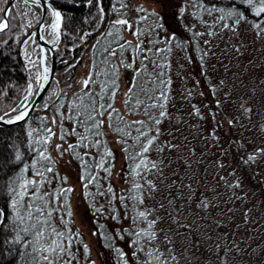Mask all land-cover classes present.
I'll return each mask as SVG.
<instances>
[{
    "label": "rangeland",
    "instance_id": "1",
    "mask_svg": "<svg viewBox=\"0 0 264 264\" xmlns=\"http://www.w3.org/2000/svg\"><path fill=\"white\" fill-rule=\"evenodd\" d=\"M123 3H127V8L142 5L151 14L150 27L146 26L145 29L144 25L138 29L134 14L131 15V28L126 26L124 31L125 41L135 46L141 43L143 48V44H148L151 38L155 41L164 40L171 33L177 35L179 45L192 41L190 50L170 46L171 55L166 56L168 74L175 94L186 98L189 92L195 95L190 99L191 102L186 98L183 100L184 103L188 102L184 109L192 105L205 113V118L200 120L203 122L202 127H193V120L185 116V123L189 124L187 129L179 126L175 130L166 128L165 133L162 131L160 144H165L166 149L177 144L185 135L189 142L188 145L178 143V148L167 152L173 157L170 166L163 164L166 163L165 157L161 159L162 163L157 164L154 175L145 176V183L151 181L154 188L165 187L166 192L161 195L162 199H157L159 204L155 213H158L154 217L158 220H155L157 222L154 225L156 239L151 243L144 239L138 247L143 248L138 258L148 264L152 259L148 252L155 251L160 256V264H264V151H258L264 150V29L258 34L255 27L257 19L254 18L247 22L242 20L239 24L226 19L223 23L231 24L235 30L224 29L222 22L217 19L220 14H210L208 9L201 10L196 0H124ZM36 14L39 21L40 14ZM163 20L169 29L164 27ZM49 21L50 18H47L45 24L48 25ZM260 23H264V20ZM51 31L48 28L47 36L52 42L54 35H51ZM136 32L140 35L133 34ZM210 32L215 34L209 35ZM33 40H36L35 36ZM19 50L27 68V87L32 84L34 89L35 78L38 73L42 75V71L33 67L34 63L30 61L36 63L39 58L35 50L29 51L23 46ZM198 53L203 57L201 63L197 60ZM90 56V52L84 53L79 65L73 70L69 79L72 91L83 88L81 82L88 78L90 72ZM201 69L205 80L199 89L196 78ZM130 79L128 75L121 77V87L115 98V107L126 118L129 117L124 105ZM37 91L38 88L35 94ZM48 117L50 122L57 120L56 113ZM175 120L176 123L182 121L180 117ZM229 121H232L231 125ZM63 122L64 119L61 124H50V129L55 133L51 149L55 172L53 175L45 172V182L38 183L37 196H43L38 205H48L46 211H53V226L72 237L74 231L65 224L67 215L62 207L66 203L69 205L74 226L82 235L80 244L78 239L72 237L70 251L75 257L73 264H114L112 256L103 253L97 235L103 222L113 223L102 212L91 208L85 200L79 165L66 153L68 144L72 143L71 138H68L70 134L66 135L67 143L59 140L60 126L63 131H67V128L68 131L72 130L71 126ZM106 138L110 149L115 150L117 156L111 180L125 193L131 186L124 183V180L129 179V171L124 169L123 147L118 137L110 132H107ZM57 144L64 149L62 153L57 151ZM249 156L255 159L249 161ZM155 157L156 152L151 149L148 158L155 162ZM46 167L35 165L31 172L43 171ZM199 172L207 177L199 187L202 196H208L206 207L201 206L202 211L205 208L203 215L193 213L189 203L193 182ZM32 173L28 179L39 181L40 178ZM59 186L61 193L68 188L74 191L58 202L52 196L56 197L55 190ZM138 202L141 203L138 200L134 205L125 202L124 206L130 212L127 216L131 221L135 220L137 230L148 229L150 222L144 220L143 223L138 215L137 211L142 208ZM166 205L176 215L178 222L174 221L175 225L166 218L168 213L165 211H169ZM127 226L123 220L119 227L115 225L113 228L120 233ZM86 245L89 256L85 251ZM184 252L187 257L183 260Z\"/></svg>",
    "mask_w": 264,
    "mask_h": 264
},
{
    "label": "trees",
    "instance_id": "2",
    "mask_svg": "<svg viewBox=\"0 0 264 264\" xmlns=\"http://www.w3.org/2000/svg\"><path fill=\"white\" fill-rule=\"evenodd\" d=\"M48 1L51 3L53 8L62 13L63 18L62 26L59 30L61 34L59 37L55 36L54 40L52 41L53 45L56 46L54 50L56 69L48 92L39 102L27 120L17 125L0 127V209L5 211L8 210L7 190L4 189L3 186L10 179L14 178L18 174H21V170L25 167V165H28L32 170V163L35 159H37L38 151L44 150L45 156L50 157V160L42 161L36 165L39 167H44L45 165L52 167L53 172L50 173L52 175L55 172V163L53 161L51 151L53 137L55 135L52 136L51 143L48 145L36 143L37 140L48 135V133L43 130L45 123L47 128H50L52 125L48 116H51L52 113H56L59 124H61L62 120L64 119L63 123L66 124V126H71L73 128L75 126L74 121H70L67 118V109L61 108L60 104L63 103L67 105L69 102L73 101L78 103V101H76V97L85 91L89 93H95L98 97L103 96L104 99L100 100V103L104 104L105 107L111 104L115 112L113 114L112 121H109L106 116L103 117L105 120V126L103 128L104 134L102 136H89V143L96 139L100 140L99 147H92L89 156H84V153L89 151L86 148H76L74 152L66 149V153H68L70 157L73 158V161L79 165L80 177L83 174L88 178H95V183L89 184L87 189L84 188L81 182L84 190L85 200L88 205L95 209L98 213L102 212V214H104L105 217L113 223L110 224L108 222H103L99 228V231L97 232V235H99L98 238L102 244L103 253H107L108 256H112V261L114 264H144V261L141 260V262L138 258V247L144 242V238L135 235V233L140 232L141 230L136 229L135 220L131 221L130 218H128L127 215L130 212L127 211L124 205L125 202H127V204L134 205L136 204L137 200L142 201V203L138 202L141 204L140 206H142V208L137 212L139 215L140 212H144L145 210L146 218H141V220H143V223L144 220L148 222L155 221L157 220L154 218L155 214L158 213H155V211L158 209L159 204L157 199L161 198V195L166 192V188L159 187L157 189L154 188L150 190L149 184L144 182V180H146V174L154 175V169L151 171H144V169L141 168L140 175H136L133 172L136 163L139 161L127 160L126 157L138 150L139 146L133 144V138L137 135L135 128H128V125L132 124L133 121L143 120L151 127L152 131L149 132V137H155V143L151 146V149L156 152L155 162L157 164L162 163L161 161L166 157V163L163 164L165 166H170V162L173 157L167 152L171 151L172 148L175 149L177 146H179L178 143L181 145H188L187 143L189 140H186V135L181 137L177 144H172L168 149H166L165 144H160V138L162 136V131L165 133L166 128L175 130V128L183 126L185 129H187L189 124L185 123V116H190V120H193L191 121L193 127H202L203 125V122L200 120L205 118V113L200 111L201 109L197 106L192 107V105L190 108H188L189 110L184 109L186 104L188 106V102L186 101L184 103L183 101L186 97H181L180 95L174 93L172 89L173 83L171 84V79L168 74V62L166 60V56L171 55L169 51L171 45L177 46L181 50H190L189 47H193V43L190 41L188 44L185 41L184 44L179 45L177 39L178 37L177 35H173V33H171V35L164 40L161 39L155 41L150 37L151 41L148 42V44L144 43L143 49H150L151 51H148L147 53H141L135 50L134 43H126L127 41L124 39V31L126 26L120 28L119 33H117V28L120 26L114 27V19L125 18L131 21L130 17L132 14H134L138 29L143 25L145 29L146 26L150 27V13L147 15V18H144L143 15L138 14L134 10L135 7L122 8L121 4L124 0H102V7L105 12L104 15H100L98 6L96 4L89 6L87 0ZM0 2V8H6L7 4L3 3V0H0ZM196 3L200 4V9L203 11L208 9V11L211 13H219L220 15V11L211 10H220L232 7V0H199V2L196 0ZM239 7L245 12L247 21H250L251 18H254L253 20L257 19L247 9H245L243 5H239ZM2 15L3 14L0 13V16ZM138 15L141 16L139 21L137 19ZM9 18L11 19L12 29L4 33L2 38H0V115H3L4 111H10L13 107L20 104L28 91V80L26 78L27 74L25 72L27 68L24 66V58H22V54H20V47L23 46L27 50L29 49V51H36L35 54H37L38 58L40 57L38 42L33 40L32 36L28 39L29 42L27 44L23 43L25 36L38 21V15L36 12L25 3L21 2L20 0H16L10 8ZM29 21H31L32 26L25 27ZM163 25L169 29L167 23L164 20ZM109 32L113 33V35H108ZM186 38L188 39V37ZM120 45H124L123 52L119 53L115 57H109L106 49H119ZM140 45L142 47L141 43ZM87 52H90L91 55L89 74H92L91 78L93 82L89 85L88 89L82 88L78 91H72L69 88V79L72 77L71 74L73 73V70L77 65H79L83 54ZM144 55H147L149 59L145 60ZM196 56L198 57V59H196L200 63L203 62V57L200 53H198ZM121 59H123L124 64H121ZM109 65L117 70L116 75L119 77V88L116 91V95L118 94L121 87L122 76L128 75L131 77L129 87L135 85L134 90L130 94L127 93L126 100H129L131 107L124 105L129 118L124 117L121 111L115 107L116 95L111 96L104 90L105 82L108 81L111 83L109 78L105 75V72L109 69ZM124 65H128V67H125ZM33 67L41 70L40 59H37L36 63L34 62ZM137 69L141 70L139 74L136 72ZM29 71L32 75V70L29 69ZM196 80L198 84L197 87L199 86L198 88L201 89V85H203L205 80L202 69L198 72ZM36 90L37 88L35 87L34 91L36 92ZM161 92L166 93V100H156L155 102L163 104V107L149 109L148 111L151 115H146L144 107H138L136 105L137 99L140 100L143 105H149L153 103L154 101L149 99V97H159ZM34 95L28 97L27 103H31ZM194 96L195 95H193V93L189 92L186 100L191 102L192 100L190 99H192ZM45 105H47V107H45ZM159 111H165L166 116L160 118L158 115ZM14 115L15 113H13V116ZM61 116L63 117L59 119ZM179 117L182 119V121H180V123H176L175 119H178ZM154 119H161V123L156 125L153 122ZM109 123H112L114 127H108ZM120 129H123L125 132L130 131L132 134L131 137L122 135L120 131H118ZM144 130L146 132L149 131L148 127H145ZM83 131L84 129L82 127L77 128L78 134L83 133ZM69 132L71 131H68V128L67 131H63L60 126L58 134L60 142L67 143L66 135L63 141L60 139V135ZM107 132H110V134L118 137L119 142L123 147L122 150L125 147L128 149L127 152L123 150L125 155L124 169L129 171V179L127 178V180H124V183L130 185L131 187H128V190L125 193L124 191L118 189L111 180V175L113 174L114 170V162L117 156L115 150L110 149L106 138ZM29 133H32V135H29ZM68 138H71V144H77L78 138L76 135H70ZM194 150L197 149L194 148ZM107 151H110L112 155H105ZM17 154L21 156L20 161L15 160V156ZM78 154L82 157V160L75 158ZM148 154L149 152L145 154L146 159L151 162L148 158ZM83 164H87L88 167L84 168ZM98 164L102 166L97 167ZM105 169H107V171ZM31 173V171L23 172V178L28 179ZM177 173L180 175L179 170ZM206 178L207 177H203L202 173L200 172L195 176V181L193 182L194 187L192 188L189 201V203L192 205L193 213H199L202 215L205 214V208L202 211L201 206L206 207L208 196H202V194L199 192V187ZM137 184L142 186L140 190L135 189L134 185ZM60 189L61 188L59 186V188L55 190L56 197L61 193ZM144 195L146 197H144ZM59 196L61 199L64 195L60 194ZM134 196L137 198L140 196L143 197L142 199L134 200L132 199ZM52 197L54 198V201L59 202V200H57L54 195ZM38 201L36 202L37 207L39 206ZM65 205L66 207H62L66 212L67 219H62H64V222L68 228L74 231V236L72 237L78 239L80 244L82 241V235L80 234L79 229L74 226L72 214L70 216L68 215L70 212L69 205L67 203ZM167 209H169V211H165V213H168L166 218L168 221H172L173 225H175L174 221H177L176 215L173 214L174 212H172L168 205H166V210ZM114 217L117 218L114 219ZM130 217L132 218L133 216ZM123 220L126 221L128 226L123 228L122 232L119 233L118 231L114 230V228L115 225L119 227V224H121ZM154 225L151 230L157 232L154 229ZM5 236L11 238L9 232L0 230V242L3 241ZM27 239H31V236L27 237ZM136 240L140 241L139 245L135 248L131 247V243ZM146 242L148 241L146 240ZM116 249H120L123 253H125L123 260L120 259ZM26 251L31 252V249H25L23 245L12 246L0 243V264H26V261L30 258L20 255V253ZM134 252L136 253L135 256L133 255ZM87 253L89 256V250ZM190 256L191 255H189V257ZM186 257V253L184 252L182 256L183 260ZM85 264L94 263L90 262Z\"/></svg>",
    "mask_w": 264,
    "mask_h": 264
},
{
    "label": "snow or ice",
    "instance_id": "3",
    "mask_svg": "<svg viewBox=\"0 0 264 264\" xmlns=\"http://www.w3.org/2000/svg\"><path fill=\"white\" fill-rule=\"evenodd\" d=\"M199 2V0H197ZM3 3L8 4L9 0H3ZM23 3L26 5L29 3V0H23ZM31 3L39 5L41 0H31ZM89 6L96 4L98 6V11L100 15H104V9L102 7V0H87ZM239 5H243L245 9H247L252 15L257 18V23L255 27L258 30V34L260 33L261 29H264V23H260L261 20H264V0H232V7L226 9H212L211 11H220L221 15L218 16V20L222 22V28L224 29H232V25L229 23H223L224 20H231L235 24H239L240 21L247 22V16L245 12L239 7ZM122 8H127V3L121 4ZM138 14H143L144 18H147V10L141 5L137 6L134 9ZM50 12L51 16L55 19L51 22V35H55L59 37L61 32L59 31L62 26L63 18L62 13L57 11L55 8L49 7L47 9ZM183 11V9H182ZM0 13L3 15L0 16V38L2 35L12 29V23L10 17V9L9 8H0ZM211 14V12H210ZM138 21L141 19V16L138 15ZM31 21L25 27H31ZM120 26L117 28V33H119L120 28L127 26L129 29L131 25L128 19L120 18L115 21L114 27ZM45 27L44 24H41V29ZM136 36H139L140 33L136 32L133 33ZM209 35H213L215 33H208ZM108 35H113V33L109 32ZM35 34H32L34 38ZM40 40H45V36L40 35ZM25 44L29 42L28 39L23 41ZM130 44L131 42H126ZM124 50V45H120L119 49L115 48H108L106 52L109 57H115L119 53H122ZM135 50L141 53H147L151 51L150 49H143L140 44L135 46ZM43 51V49H41ZM144 59L147 60L149 57L144 55ZM31 63H34L30 61ZM107 62V58H106ZM143 62V61H142ZM43 63V61H41ZM121 64H124L123 59H121ZM128 67V65H124ZM74 67V66H73ZM48 69L44 68L43 75L37 74L35 78V85L36 88L43 89L45 86V82L48 80L47 76ZM116 69L112 68L109 65L108 71L105 72V75L109 78L108 81L105 82L104 90L110 94L111 96L116 95V91L119 88V77L116 75ZM141 70L137 69L136 72L139 74ZM91 73L89 74L88 78H85L81 83L84 89H88L89 85L93 82L91 78ZM135 85L129 87L128 93L130 94L134 90ZM35 91L33 89V85L29 84L28 91L24 96V99L18 104L17 106L13 107L10 111H4L3 115H0V123H7L13 124L18 121H26L29 115V107L31 105L28 102V97L34 95ZM103 96H97L95 93H89L87 91L83 92L81 95L76 97V101L69 102L67 105L61 103V108L67 109V118L70 121H74L75 126L72 128L70 133H63L60 135V139L63 141L65 139V135H76L78 138L77 144H68L67 150L75 151L76 148H86L89 151L84 153V156L90 155V150L92 147H99L100 140L96 139L91 143L88 142L89 136L99 137L102 136L103 128L105 126V120L103 117H107L109 121L113 120V114L115 112L114 108L111 104L105 107L104 104L100 103V100H103ZM154 102L149 105H143L140 100H136V105L138 107H144L145 114L151 115L149 113V109H157L162 108L163 104L156 103V100H166V93L161 92L159 97H149ZM125 105L131 107L129 100H125ZM55 106V105H53ZM47 107V105H45ZM245 111H250V109H245ZM13 113L15 115L13 116ZM160 118L166 116L165 111H159L158 113ZM53 124H57L58 121L53 119L51 121ZM153 122L156 125L161 123V119H154ZM230 125L232 121L228 122ZM82 127L84 129L83 133L78 134L77 128ZM108 127H114L112 123H109ZM148 127L149 131L146 132L144 129ZM128 128H135L137 135L133 138V144L138 145V150L134 151L131 155L127 156V160H138L139 162L136 163L133 172L136 175H140V169L143 168L144 171H151L152 169L157 168L156 162H149L146 159V155L151 146L155 143V137H149V132L152 131L151 127L146 124L145 121H133L132 124L128 125ZM48 135L42 139L36 141L38 144L48 145L51 143V138L55 133L52 132L50 128H47L46 123L43 129ZM122 135H127L131 137V132H125L123 129L118 130ZM158 134V133H157ZM32 135V133H29ZM56 149L58 152H63L64 149L61 148L60 144L56 145ZM125 152L128 149L125 147L123 149ZM264 151V150H258ZM107 156H111L112 153L107 151L105 153ZM76 159H81L82 157L78 154ZM249 161L255 159L254 156H249ZM16 161L21 160V156L17 154L15 156ZM50 157L45 156V151L40 150L37 153V159H35L32 163V167H35L36 164L41 163L42 161H49ZM150 165V167H149ZM102 165H97V167H101ZM84 168H87V164H83ZM107 171V169H105ZM25 171H31L28 165L21 170V174H18L14 178L10 179L3 188L7 190L8 195V210L5 211L0 209V230L9 232L11 238L5 236L3 241L0 243L8 244L12 246L16 245H23L25 249H31V252H22L20 255L27 256L30 259L26 261V264H73V260L75 259L74 255L71 253V245H72V237L66 235L65 232L57 229L53 226V211H46L48 205H41L39 207L36 206V202L38 200H43V196H37L36 193L38 192V183L45 182V172L52 173V167H46L41 170H37L32 173L33 176L39 177L40 180H33V179H24L22 173ZM81 182L85 189H87L89 184L95 183V178H88L85 175H81L80 177ZM149 189L152 190L154 185H152L151 181H148ZM238 186V185H237ZM135 189L140 190L142 188L141 185H134ZM111 190V189H109ZM74 189L68 188L62 190V195L67 197L68 193L73 192ZM57 200L60 199V196L56 197ZM132 199H137V197H132ZM142 203V201H141ZM66 207V205H62ZM68 215L70 216L71 213L69 212ZM140 218H146L145 212L139 213ZM117 217H114L116 219ZM10 222V224H9ZM63 223V221H62ZM155 221H151L148 225V229H142L140 232L135 233L138 237L146 239L149 243H151L154 239H156V234L151 229ZM95 234V233H94ZM31 236V239H27V237ZM140 241L136 240L131 243V247H137ZM139 251H143V248H138ZM85 251L87 252V245L85 246ZM237 251L239 249L237 248ZM117 254L119 255L120 259L123 260L125 253H123L120 249H116ZM65 255L67 258L65 259ZM133 255L135 256L136 253L134 252ZM148 256L152 257L148 261V264H160V256L156 255L154 252L149 251Z\"/></svg>",
    "mask_w": 264,
    "mask_h": 264
},
{
    "label": "water",
    "instance_id": "4",
    "mask_svg": "<svg viewBox=\"0 0 264 264\" xmlns=\"http://www.w3.org/2000/svg\"><path fill=\"white\" fill-rule=\"evenodd\" d=\"M14 1L15 0H10L9 3L7 4L6 8H10L12 6V4L14 3ZM28 4H29V6H31V8L35 12H38V14H40V18H39L38 23L35 25V27L32 28L30 30V32L25 36L24 40L31 37L32 34H35L36 40H37L38 45L40 47V51H41V49H43V51H41V53H40V55H41L40 67H41L42 75L44 73V68L46 67V64L48 61V71H47L48 80H47V82H45V86L43 89L38 88L37 93L35 94L33 100L31 101V103H30L31 107H29V109H28V111H29L28 117H29L30 114L36 108V106L39 104V102L42 99V97L44 96V94L46 93V91L49 88V85L53 79L55 69H56V59H55V55H54V50H55L56 46L52 45V42L48 39V36H47V30H48V28L51 29L50 24L55 19L54 17L51 16L50 12H48L47 9L49 7L53 8V6L51 5V3L48 0H41V3L39 5L31 3L29 0ZM47 18H50L48 25L45 24V20ZM41 24L45 25V27L43 29H41ZM40 31H42L43 33ZM40 35L45 36V40H40L39 39ZM41 61H43V63H41ZM22 122L23 121H18V122L13 123V124L0 123V127H9L12 125L20 124Z\"/></svg>",
    "mask_w": 264,
    "mask_h": 264
},
{
    "label": "bare ground",
    "instance_id": "5",
    "mask_svg": "<svg viewBox=\"0 0 264 264\" xmlns=\"http://www.w3.org/2000/svg\"><path fill=\"white\" fill-rule=\"evenodd\" d=\"M30 2H31V0H30ZM54 37H55V35H54ZM52 45H53V44H52ZM38 48H39V52L41 53L39 45H38ZM46 54H47V53H46ZM40 57H41V55H40ZM40 57H39V59H40Z\"/></svg>",
    "mask_w": 264,
    "mask_h": 264
},
{
    "label": "flooded vegetation",
    "instance_id": "6",
    "mask_svg": "<svg viewBox=\"0 0 264 264\" xmlns=\"http://www.w3.org/2000/svg\"><path fill=\"white\" fill-rule=\"evenodd\" d=\"M263 129H264V127H263Z\"/></svg>",
    "mask_w": 264,
    "mask_h": 264
}]
</instances>
